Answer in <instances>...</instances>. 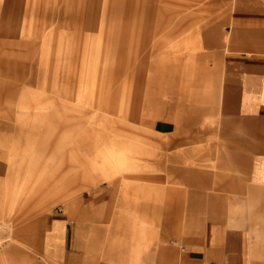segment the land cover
<instances>
[{
    "label": "rangeland",
    "instance_id": "rangeland-1",
    "mask_svg": "<svg viewBox=\"0 0 264 264\" xmlns=\"http://www.w3.org/2000/svg\"><path fill=\"white\" fill-rule=\"evenodd\" d=\"M215 1L0 0V59L10 60L0 66V264L20 257L47 264L21 239H38L55 210L75 214L82 197L87 234L100 251L102 239L110 243L118 230L111 227L117 218L112 209L127 208L119 198L127 196L128 207L136 208L158 191L143 175H165L173 165L174 136L152 133L153 120L184 118L211 105L195 87L197 57L190 48L196 35L190 33L212 19ZM103 129L108 135L90 154L93 165L81 176L80 189L72 184L65 192L57 185L51 196L47 190L34 196L64 160L85 155L90 135ZM165 178L166 186L173 184L167 171ZM176 202L184 209L187 201ZM223 203L234 213L225 216L224 230L243 217L235 213L264 208L262 200ZM102 209H109L108 216ZM133 218V232L158 228L139 210ZM70 224L76 228L73 217ZM164 244L167 259L174 260L182 244L172 238Z\"/></svg>",
    "mask_w": 264,
    "mask_h": 264
},
{
    "label": "crops",
    "instance_id": "crops-1",
    "mask_svg": "<svg viewBox=\"0 0 264 264\" xmlns=\"http://www.w3.org/2000/svg\"><path fill=\"white\" fill-rule=\"evenodd\" d=\"M212 8L215 15L207 25L190 33L192 39L196 35L190 48V55L197 57L195 87L202 89L200 93L211 105L184 118L159 116L150 129L154 134L173 133L174 161L166 170L173 184L166 186V171L165 175L144 174L158 191L147 202L136 203V208L128 207L127 196L119 198L121 205L126 200L127 208L112 209L117 218L116 226L111 219V227L118 230L110 243L102 239L100 251L87 234V207L82 209L80 203L84 197H77L75 214L70 208L48 214L38 239H21L39 249L47 264H167V260L177 264H264V208L254 206L244 214L235 213L243 217L224 230L225 216L234 213L223 203L264 201V0H220L212 2ZM1 45L5 47L6 42ZM9 63L7 58L0 59V66ZM97 105L102 107L100 102ZM107 135V129L91 134L86 154L78 160H64L43 179L45 186L34 196L43 190L51 196L50 187L57 185L65 186V192L72 184L80 189L81 176L93 165L90 154L98 152L97 143ZM90 176L97 173L90 172ZM179 200L187 201L184 209L177 205ZM134 209L141 212L143 221L157 220L158 228L142 226L133 232ZM105 210L100 211L104 217L109 214ZM171 222L174 225L167 227ZM170 238L182 244L174 260L166 255L164 241ZM37 263L34 257H20L14 264Z\"/></svg>",
    "mask_w": 264,
    "mask_h": 264
}]
</instances>
